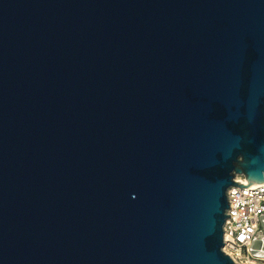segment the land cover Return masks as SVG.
Masks as SVG:
<instances>
[{
    "label": "water",
    "instance_id": "1",
    "mask_svg": "<svg viewBox=\"0 0 264 264\" xmlns=\"http://www.w3.org/2000/svg\"><path fill=\"white\" fill-rule=\"evenodd\" d=\"M239 175L264 183V0H0V264H237Z\"/></svg>",
    "mask_w": 264,
    "mask_h": 264
},
{
    "label": "built area",
    "instance_id": "2",
    "mask_svg": "<svg viewBox=\"0 0 264 264\" xmlns=\"http://www.w3.org/2000/svg\"><path fill=\"white\" fill-rule=\"evenodd\" d=\"M236 180L248 186H232L228 190L229 217L223 227L222 249L237 264H246L254 258L252 243L264 237V183L249 185L243 175Z\"/></svg>",
    "mask_w": 264,
    "mask_h": 264
},
{
    "label": "rangeland",
    "instance_id": "3",
    "mask_svg": "<svg viewBox=\"0 0 264 264\" xmlns=\"http://www.w3.org/2000/svg\"><path fill=\"white\" fill-rule=\"evenodd\" d=\"M255 261L254 264H264V259L252 258Z\"/></svg>",
    "mask_w": 264,
    "mask_h": 264
},
{
    "label": "bare ground",
    "instance_id": "4",
    "mask_svg": "<svg viewBox=\"0 0 264 264\" xmlns=\"http://www.w3.org/2000/svg\"><path fill=\"white\" fill-rule=\"evenodd\" d=\"M254 263H255L254 260H250V261H248L246 264H254Z\"/></svg>",
    "mask_w": 264,
    "mask_h": 264
}]
</instances>
